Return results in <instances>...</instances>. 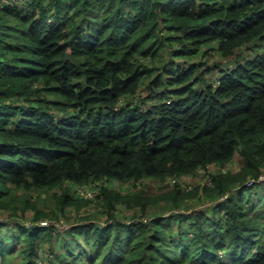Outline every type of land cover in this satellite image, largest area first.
<instances>
[{
  "label": "trees",
  "instance_id": "trees-1",
  "mask_svg": "<svg viewBox=\"0 0 264 264\" xmlns=\"http://www.w3.org/2000/svg\"><path fill=\"white\" fill-rule=\"evenodd\" d=\"M202 48L218 62L158 71L162 52L170 58ZM236 152L241 167L224 171ZM211 163L222 169L213 175L219 202L207 209L174 212L197 189L162 192L147 182ZM261 172L264 0L0 3L2 260L13 247L15 263L34 264L38 247L62 236L53 224L28 225V210L34 220H58L68 208L96 205L115 222L84 215L71 229L83 237L79 254L69 250L79 264H264V223L242 205L251 188L245 182ZM103 178L109 184L95 200L70 191V183ZM112 180L125 188H112ZM50 194L56 205L45 210ZM165 198L171 211L127 222ZM118 204L136 210L121 220Z\"/></svg>",
  "mask_w": 264,
  "mask_h": 264
},
{
  "label": "rangeland",
  "instance_id": "rangeland-1",
  "mask_svg": "<svg viewBox=\"0 0 264 264\" xmlns=\"http://www.w3.org/2000/svg\"><path fill=\"white\" fill-rule=\"evenodd\" d=\"M13 4H18L19 6L21 5V3H13ZM206 48H202L200 50H198L197 53H193V52H185V53H179L178 55L176 54H171L170 58L169 57V52L166 50L164 52H162L161 54L157 55L155 58V61L158 65V71H163L164 65H166V69L170 70L172 68V63H175L177 65V67L179 66H187V64L189 65L190 62H208V65H213V63L218 62V56L216 55L214 50L211 52L212 55H208L207 52H205ZM259 49H257V52ZM248 51H246V55H248ZM253 56V52L251 53V57ZM154 61V63H155ZM225 64V63H224ZM203 68V67H202ZM176 69V67H175ZM208 80L211 82L214 80V74L212 75V73L208 74ZM147 93V91H146ZM141 94H143L144 96V90H141ZM242 157L239 154V152H236L233 160L231 163H229L227 165V167L223 168L224 171L227 170H232V171H237L239 170V168L241 167L242 164ZM204 169H202L201 171L198 172L199 176L196 178V182L199 183V181L201 180L200 183H202L203 178H211L210 176L215 175L217 172H219L222 167L220 168L219 164H209L207 167H203ZM191 174V173H189ZM174 177H170L169 181H165L164 183H162L161 185L163 186V190H161L162 192H171L173 191L176 187H179L183 190H185L186 192H191L194 191L195 189H197V194L195 197L191 198V199H202L203 198V193L206 194V198H208V196L217 198L219 196L218 192H213L212 191V187L214 186V180H212L211 184L208 185L206 188L208 189V191H205L204 189V184H200L195 186L192 180L189 179H182V177H175L176 181L174 183L171 182V179H173ZM158 185V183H157ZM70 191L72 193L75 194V187L76 185H73L72 183H70ZM117 186V185H116ZM112 187V186H111ZM249 187V186H248ZM154 188H157V186H154ZM58 191V190H57ZM241 191L239 190L238 193H240ZM247 195H242L243 198V202L242 205L245 206V208L247 210H254V214L257 215L259 218H261V216H263L264 213V184L259 185V184H255L253 187L248 188L247 190ZM58 193H60V190L58 191ZM228 198V197H226ZM168 199V198H165ZM165 204V203H163ZM162 204V205H163ZM56 205V199L53 196V194H50L49 197L45 196L41 202V208L45 209V210H49L54 208ZM206 206V203L203 204V202H199L197 203L195 206L190 207V206H182L181 208H179L180 212H186L187 210H193V211H198L203 209ZM120 209V211H123L122 216L124 215H129V213L123 209V207L119 206L118 207ZM118 209V210H119ZM178 208H175V210ZM70 210H75L77 212L82 213V215H88L91 216L92 219L94 220H100L102 222H105L106 216H104V212L102 210H100L99 207H95L94 205H86L83 206L81 208H71V209H67L66 211H70ZM174 210V209H173ZM171 211V210H168ZM179 213V212H178ZM35 214L34 210L30 209L27 211L26 214H23V216H25V219L27 221H32V217ZM6 215L5 212H0V218L4 217ZM168 215V214H167ZM148 218V216H145ZM46 219V218H43ZM79 222H82L81 219L79 220ZM29 225V224H28ZM7 230V229H5ZM18 230V229H17ZM76 231H72L71 229L66 230L63 232L62 236L57 237L59 242L61 244L57 245L56 248V244H55V250L53 249V252L56 254H54V259H60V258H67V261H70L71 264H79L81 262L80 257H78V255L75 254H71L69 252V248L71 246H75L74 244V240L73 243L67 244L65 239L69 238L70 236L72 237V235H75ZM7 237V240H9V237ZM65 239H62V238ZM82 235L77 236V241H79V239H82ZM85 239V237H84ZM17 244V243H16ZM86 245L88 247V249L91 248V243L90 242H86ZM48 246V245H46ZM14 248L11 247L9 250H7L6 255L9 256L6 259L2 260L0 258V264H17L14 262V259H17L18 257V249L16 248L15 252H13ZM87 256V255H86ZM117 259L119 257V255H116ZM11 261H13V263H11ZM49 264H53L52 259L48 260ZM56 264V262H55ZM61 264V263H60Z\"/></svg>",
  "mask_w": 264,
  "mask_h": 264
},
{
  "label": "built area",
  "instance_id": "built-area-1",
  "mask_svg": "<svg viewBox=\"0 0 264 264\" xmlns=\"http://www.w3.org/2000/svg\"><path fill=\"white\" fill-rule=\"evenodd\" d=\"M35 0H0V3L2 5H6V4H13V3H28V2H33ZM233 66H235L233 64ZM139 95H143L141 94V91L139 92ZM170 102V100L168 101ZM211 178H203L202 180V184L204 185H210L212 180H213V176H210ZM264 181V172H261L257 177H252L249 178L245 184L249 187H252L255 185V183L257 182H261ZM107 182V180L105 178L101 179V180H90L89 182L85 183V184H81V185H76L75 187V192L78 196L84 198V199H89V200H95L97 199L101 193H102V187L103 185H105ZM175 180L172 181V183H174ZM239 187V186H238ZM230 195V192L227 191L224 194L221 195L220 199H225L226 197H228ZM71 209V208H68ZM174 212H180L179 208L178 209H174ZM190 212V210H187L186 213ZM170 212H168L169 214ZM67 217L65 215H60V219H41V220H34L32 218V221H27L25 220V222L29 225H33V224H40L41 226H48L49 224H53L55 225L61 232H64L66 230L72 229L75 225L77 224H81L83 223V216L82 213L77 212L75 210H70L67 213ZM147 217L145 218H129L127 219V222H138V221H146ZM81 219L82 222H79V220ZM93 221H97L94 220ZM100 221V220H98ZM114 221V219H109L106 220L105 222L100 221V224H110ZM115 222V221H114ZM53 252L49 249L48 246H39L35 255V259H34V264H49L48 260L52 259L53 261Z\"/></svg>",
  "mask_w": 264,
  "mask_h": 264
},
{
  "label": "crops",
  "instance_id": "crops-1",
  "mask_svg": "<svg viewBox=\"0 0 264 264\" xmlns=\"http://www.w3.org/2000/svg\"><path fill=\"white\" fill-rule=\"evenodd\" d=\"M212 164H217V163H212ZM202 169H204V168L201 167V168H199L195 173H191V174H184V175H180V176H172V177H174V178L171 179V182H172L173 180L176 181V178H175V177H182V179H189V180H192L195 186L200 185V184H202V183H200L201 180L199 181V183H197V182H196V178L199 176L198 172L201 171ZM169 178H170V177H169ZM169 178L167 179V182L169 181ZM147 182L151 183L152 188L155 189V190H158V189L160 188V186L163 188V186L161 185L162 183L159 182V180H158L156 177H150V178H148V179H147ZM157 183H158V185H157ZM106 184H109V182L107 181ZM110 184L112 185V188H115V189H118V190H120V188L123 186V185L121 184V182L118 181V180H112V181L110 182ZM116 185H117V186H116ZM154 186H157V188H154ZM70 187H71V186H70ZM123 187L125 188V186H123ZM237 188H238V186H235V187H234V189H237ZM163 189H164V188H163ZM123 191H126V189H124ZM214 192H215V191H214ZM206 195H207V193H206V194L203 193V198H202V199H199V200H197V199H191V198H193V197H192V196H189V197H187V198H185V199L179 200V204H180L181 206H190V207H193V206H195L197 203H199V202H203V204L206 203L205 208L207 209V208L211 207V206H209V205L216 204L217 202H219V200H218L219 196H218L217 198H214V199H213V197H210V196H208V198H206ZM163 203H165V204H163ZM162 204H163V205H162ZM173 205H174V202H173L171 199H166V200H165V199H161V200L158 201V203H156V204H150V205L148 206V215H147V216H150V215H153V214H165L168 210H170V208H171ZM91 206H93V205H91ZM119 206L123 207V209L126 210V211L129 213V215L132 214L133 211L136 210V208H134V207H132V209H130V207L128 208V207H126V206L123 205V204H118V206L116 207L117 210L119 209V208H118ZM95 207H97V206L95 205ZM178 208H181V207H178ZM190 211H192V210H190ZM121 213H123V211H120V209H119V210L117 211V215H118V217H119L121 220L127 219L126 217L129 216V215H125V216L123 215V216H122ZM128 218H129V217H128ZM260 219H261L262 222L264 223V213H263V216H261ZM79 236H80V235H79ZM62 239H64V238H62ZM66 239L69 240V242H67V241L65 240L67 244L73 243L72 240H74V244H76V240H77V239H75L74 237H71V236H70L69 238H66ZM55 244H56V248H57V245H59V244H61V243L59 242V240H54V243H53L52 245H50V244H46V245H48L49 249L53 252V249L55 250ZM71 248H72V249H75V250H78V254L81 252L80 248L77 247L76 245H75V246H71L69 249H71ZM69 252H70V251H69ZM70 253H71V254H74V252H70ZM54 254H55V253L53 252V255H54ZM55 257H56V254H55ZM88 257L90 258V255H89V256H88V255L86 256L85 254L83 255V258H84L86 261H88ZM54 262H56V264H60V263H61V264H71L70 261H67V258H66V259H65V258H60V259L55 258V259H54V257H53V263H54ZM114 264H122V263H120V261H119V262L114 263Z\"/></svg>",
  "mask_w": 264,
  "mask_h": 264
},
{
  "label": "water",
  "instance_id": "water-1",
  "mask_svg": "<svg viewBox=\"0 0 264 264\" xmlns=\"http://www.w3.org/2000/svg\"><path fill=\"white\" fill-rule=\"evenodd\" d=\"M67 58H71L72 59V56H71L70 52L68 53Z\"/></svg>",
  "mask_w": 264,
  "mask_h": 264
}]
</instances>
